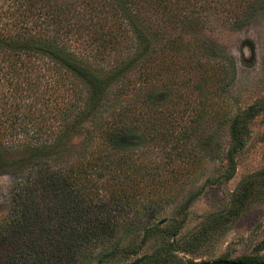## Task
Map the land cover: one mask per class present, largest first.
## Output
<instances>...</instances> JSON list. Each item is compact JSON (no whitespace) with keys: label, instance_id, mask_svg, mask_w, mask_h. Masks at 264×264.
Here are the masks:
<instances>
[{"label":"trees","instance_id":"obj_1","mask_svg":"<svg viewBox=\"0 0 264 264\" xmlns=\"http://www.w3.org/2000/svg\"><path fill=\"white\" fill-rule=\"evenodd\" d=\"M199 3L0 0V173L12 176L8 203L0 204V264H24L13 254L28 248L44 264L83 252L101 262L118 246L95 250L125 223L119 213L128 200L168 179L163 168L179 175L199 116L170 121L166 105L155 110L153 103L176 106L192 88L203 105L208 78L226 69L210 65L214 52L177 29ZM156 76L173 79V99L157 94ZM238 125L236 116L230 134L241 146ZM149 150L148 159L139 154ZM159 156L169 160L161 164ZM250 189L240 184L220 217L238 215Z\"/></svg>","mask_w":264,"mask_h":264},{"label":"rangeland","instance_id":"obj_2","mask_svg":"<svg viewBox=\"0 0 264 264\" xmlns=\"http://www.w3.org/2000/svg\"><path fill=\"white\" fill-rule=\"evenodd\" d=\"M200 1L199 8L193 7L196 12L191 21L177 23V29H182L194 46L214 52V56L206 57L210 65L219 63L226 69L208 78L203 105H199L198 94L191 92L192 88L185 93L187 100L176 106L175 100L169 101V106L166 101L153 103L155 110L166 105L163 114L171 113L170 121L179 117L178 121L191 124V117L200 118H196L197 131L181 156L184 163L180 158L174 161L182 164L179 175H169L170 171L163 168L160 175L170 176L168 179L160 180L153 189H143L133 201L128 200L119 213L125 223L95 250L105 253L116 245L113 254L101 262L89 252L63 255V264H132L142 256L144 259L138 264L264 260V0ZM204 1L207 5L202 9ZM180 14L178 11L179 17ZM196 21L199 23L194 27ZM127 76L133 78L131 73ZM161 79L154 78L155 86L163 84L156 87L157 94L173 99V79ZM138 95L137 102L146 99L144 93ZM236 116L241 146L230 134ZM232 148L237 151L229 154ZM139 154L148 159L152 152ZM164 160L169 159H157L161 164ZM230 171L232 175L227 178ZM11 184L12 176L0 173V204L8 203ZM240 184L251 188L242 210L236 216L220 217ZM147 226L153 230L146 232ZM258 245L262 248L254 252ZM36 253L28 248L23 257H19V251L13 256L17 263L24 260V264H44L43 255Z\"/></svg>","mask_w":264,"mask_h":264},{"label":"water","instance_id":"obj_3","mask_svg":"<svg viewBox=\"0 0 264 264\" xmlns=\"http://www.w3.org/2000/svg\"><path fill=\"white\" fill-rule=\"evenodd\" d=\"M262 248L261 245L256 246L253 251L256 252L258 250H260ZM144 259V256L137 258L132 264H138L139 262H141ZM198 264H251V263H244V262H240L238 260H229V259H215L212 261H203L200 262ZM255 264H264V262L262 263H255Z\"/></svg>","mask_w":264,"mask_h":264}]
</instances>
